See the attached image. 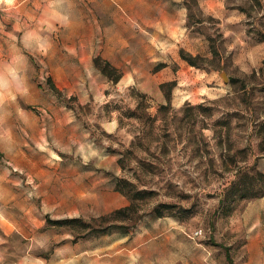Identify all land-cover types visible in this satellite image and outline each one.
Here are the masks:
<instances>
[{"label": "rangeland", "instance_id": "1", "mask_svg": "<svg viewBox=\"0 0 264 264\" xmlns=\"http://www.w3.org/2000/svg\"><path fill=\"white\" fill-rule=\"evenodd\" d=\"M32 1V50L19 47L32 51L35 85L5 103L32 149L0 151L18 261L31 245L48 255L112 237L115 255L146 243L171 245L173 264H231L227 249L232 264H249L256 244L264 250V0ZM6 116L1 107V127ZM121 180L150 195L111 218L132 206Z\"/></svg>", "mask_w": 264, "mask_h": 264}, {"label": "crops", "instance_id": "2", "mask_svg": "<svg viewBox=\"0 0 264 264\" xmlns=\"http://www.w3.org/2000/svg\"><path fill=\"white\" fill-rule=\"evenodd\" d=\"M24 7L25 12L19 9L16 13H0V109L5 107V126L0 125V151H10L12 148L22 151L32 149V140L19 139L17 128H12L7 102H16L17 97L26 89L34 87L33 80L27 78L26 71L30 68L29 57L32 53L34 31V15L27 11V6L33 5L32 0H0V6ZM20 36V40L18 37ZM30 43L31 50L19 43ZM30 48V47H29ZM32 78V77H31ZM26 109V108H25ZM29 110L20 109L19 112L28 115ZM30 113V118L33 114ZM28 157V153H26ZM31 158V156L29 155ZM44 223L40 225L43 226ZM154 225V224H153ZM152 225V226H153ZM34 226V225H32ZM34 228V227H33ZM39 228V227H37ZM19 225L6 216L0 209V264H173V247H156L153 244H137L131 247H122L115 255V243L112 237L83 238L76 241H66L51 254H34L31 245L29 252L18 261L15 238L19 232ZM146 228L140 229V231ZM31 230L32 227H31ZM134 234L135 240L147 233ZM49 234V233H48ZM150 238L148 241H156ZM124 240V239H123ZM258 239H256L257 241ZM122 241V240H121ZM258 242V241H257ZM249 254V264H264V250Z\"/></svg>", "mask_w": 264, "mask_h": 264}, {"label": "trees", "instance_id": "3", "mask_svg": "<svg viewBox=\"0 0 264 264\" xmlns=\"http://www.w3.org/2000/svg\"><path fill=\"white\" fill-rule=\"evenodd\" d=\"M182 56L185 60H187L189 62V64H191L192 66H195V62L193 61V59L191 57H188L187 55H184V53H182ZM95 63V66L96 68H98L105 76H107L109 79L115 81V82H118L121 75H119L117 73V71L112 68L110 66V64L108 63H104L103 65H101V61L100 59H95L94 61ZM264 70V69H263ZM264 72V71H263ZM117 74V75H115ZM113 76H116L113 78ZM175 86V82H170V83H166V84H163L162 87H163V90L165 91L164 92V95H165V99H166V104L165 106L162 107V110L166 109L168 105H170V102H171V90L172 88H174ZM140 105V103H139ZM138 105L137 107V112L140 111V106ZM132 117H136V113L133 112L131 114ZM122 162V160L120 161ZM122 182H125L124 180H121L119 181V184L117 186V189L122 192L123 194H125L126 196H128L131 200V203H132V206L130 207H126V208H123V209H119L117 210L116 212H114L113 214H111L109 217H119L123 214H126L128 212H130L133 208H134V203L137 202V201H140V200H144L148 195H150V193H147L145 191H141V190H133L130 187V185L126 186V187H122L121 183ZM79 222V219H71V220H50L48 219L47 223L49 225H52L53 227L54 226H57V227H64L66 225H71V224H74V223H77ZM226 255H227V260L232 264V258L230 256V253L228 251V249L226 250Z\"/></svg>", "mask_w": 264, "mask_h": 264}, {"label": "water", "instance_id": "4", "mask_svg": "<svg viewBox=\"0 0 264 264\" xmlns=\"http://www.w3.org/2000/svg\"><path fill=\"white\" fill-rule=\"evenodd\" d=\"M225 77V76H224ZM226 79V78H225Z\"/></svg>", "mask_w": 264, "mask_h": 264}]
</instances>
